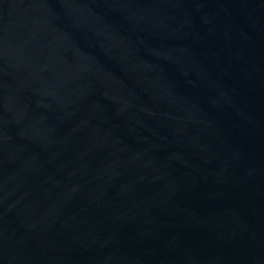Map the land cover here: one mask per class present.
I'll return each instance as SVG.
<instances>
[{
  "label": "water",
  "instance_id": "1",
  "mask_svg": "<svg viewBox=\"0 0 264 264\" xmlns=\"http://www.w3.org/2000/svg\"><path fill=\"white\" fill-rule=\"evenodd\" d=\"M0 264H264V0H0Z\"/></svg>",
  "mask_w": 264,
  "mask_h": 264
}]
</instances>
